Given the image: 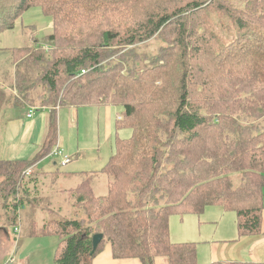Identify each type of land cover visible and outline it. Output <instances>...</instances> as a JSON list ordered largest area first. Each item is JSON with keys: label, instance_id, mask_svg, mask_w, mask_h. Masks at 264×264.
I'll return each instance as SVG.
<instances>
[{"label": "trees", "instance_id": "1", "mask_svg": "<svg viewBox=\"0 0 264 264\" xmlns=\"http://www.w3.org/2000/svg\"><path fill=\"white\" fill-rule=\"evenodd\" d=\"M38 6L53 32L37 37L25 26L29 44L0 47V111L50 108L36 155L0 158L6 222L18 228L40 201L33 167L59 142L58 109L114 105L124 108L116 128L131 134L71 190L83 216L46 219L26 232L58 237L54 264H93L107 244L117 259L200 264L197 242L172 241L170 219L214 205L236 212L240 237L261 235L264 0H0V32ZM154 40L158 47L145 49ZM101 173L108 190L98 196ZM96 234L104 238L94 249Z\"/></svg>", "mask_w": 264, "mask_h": 264}, {"label": "rangeland", "instance_id": "2", "mask_svg": "<svg viewBox=\"0 0 264 264\" xmlns=\"http://www.w3.org/2000/svg\"><path fill=\"white\" fill-rule=\"evenodd\" d=\"M52 24L53 19L46 16L40 7L29 9L24 17L19 20L15 30L11 29L0 32V47H23L31 42L30 37L32 35L28 31L25 32V30L22 32L23 27H31L33 25L37 26V32L34 34L37 37H43L53 32ZM159 44V40L150 41V43L145 46V49L148 48L147 50L153 52ZM13 92L16 93L14 89ZM56 107H60V104H57ZM20 109L25 110L28 108L21 106ZM123 110L124 108L121 106L114 105L85 106L84 108L79 109V116L78 118L74 119V123L71 122L70 125H64L62 134L63 138L65 139V155H73L74 152H72V150H74V147H76L78 141H80L82 144L81 146L83 154L80 153L79 161L78 157L74 154L75 158L71 162L72 164L68 165V163L64 166L62 165L64 156L62 158L61 156L56 157L53 155L47 157L48 159H46L44 163L41 164L39 170H49L52 171V173L59 171L58 173L60 176L46 174L47 172L43 173L41 185L38 189L39 194L37 195L38 200L40 201H38V204L34 205L31 210L29 208L24 210L31 216L30 218H27L23 212L24 221L19 222L18 228H16V226L9 225V223L6 222L5 218L7 214L4 212V209L0 207V264H5L6 259L13 254H16L17 257L16 264H54V252L59 242L58 237L55 235L29 237L26 236V232H28L32 226L40 228L46 219L83 216L84 209H80L79 204L75 203L76 196L74 194L72 195L71 192V187L77 188L81 183V176H78V178L74 177L73 180L68 181L69 179L65 177L64 173L70 169L83 170L84 172L87 171L88 173L96 172V170H99L101 167H103L107 160L116 152L114 150L117 138H129V135L131 134V129L129 128L121 130L116 128L115 119L117 118V114L120 115ZM0 112V135H3L5 127L4 125L11 117L10 107H3ZM71 126H73V128ZM75 130L79 131V140L70 137V135L73 134ZM98 149L100 152L102 151L103 156H106L101 160H98ZM234 179L236 184H238L240 175L234 174ZM108 181L109 180L105 174L101 173L95 175L93 193L98 196L106 194L108 190ZM188 215L196 214L188 213L184 217L186 218ZM202 215L204 216L201 217V219H215L220 223L221 227L219 228L220 234L218 235V240H223L221 244L224 242V238L232 239L233 237L237 236L236 234L230 236V233L226 232V235L228 236L226 237L225 233L222 231L223 229L230 230L235 228L236 232L238 233L237 237L241 238L240 232H238V218L235 211H226L222 206L214 205L207 207ZM177 217L179 218L178 220H181L180 216L178 215L171 217V230L172 234L174 235L173 240L176 239L175 233L181 226L179 222L176 223L177 221L174 220V218ZM193 217L197 218V216ZM235 219V227H233V221ZM189 225L191 226V223ZM209 235L210 233H204L203 238L208 237ZM250 236H259V234ZM250 236H246V238L242 237L240 240L238 238L232 239V241H228V245H230L231 249L233 248L235 251H237V253H240L243 251L244 247H246L245 244H247L250 239L253 240L257 238ZM201 247L200 254L202 253L203 249L204 256L200 255L201 257H199V262H203L204 260L209 261L208 258L210 253L208 252V248L204 246ZM243 253L245 254L246 252Z\"/></svg>", "mask_w": 264, "mask_h": 264}, {"label": "crops", "instance_id": "3", "mask_svg": "<svg viewBox=\"0 0 264 264\" xmlns=\"http://www.w3.org/2000/svg\"><path fill=\"white\" fill-rule=\"evenodd\" d=\"M39 7V6H38ZM33 7V8H38ZM30 8V9H33ZM29 10V9H28ZM28 10L24 13V15L28 12ZM24 17V16H23ZM49 18L53 19L52 17L48 16ZM22 18V17H21ZM19 18L16 23L13 30L16 29V25H18ZM23 26V24H22ZM34 26V25H33ZM54 25L52 24V27ZM35 32H37V26H34ZM22 28V32L23 29ZM53 29V28H52ZM30 107L28 109H20V108H13L10 109L11 117L6 121L5 127H4V134L0 135V158H3L5 160L15 161L19 159H25L29 160L33 158L36 153L42 148L43 143L45 142V138L48 132V121L50 117V110L44 109L42 111H37L33 116L29 117L28 113ZM79 109L77 107H61L59 108V131H58V144L61 148L64 150V138H63V127L64 125H70L71 122L74 123V119L78 118L79 116ZM25 111V112H24ZM119 115L117 114V117ZM116 121V119H115ZM73 128V126H71ZM70 137L75 138L76 140H79V131L75 130L73 134L70 135ZM81 142L78 141L76 144V147H74V150H72V161L74 160L75 156L78 157L80 153L82 152V146ZM2 151V152H1ZM99 151V149H98ZM115 151V150H114ZM70 152V153H72ZM49 157V156H48ZM106 156H103L102 151H99L98 160L103 159ZM48 159L47 157L44 158L41 162L37 163L33 169L37 170L39 175L41 177L43 176L44 172H47L46 174L50 175H59V173H52V171L49 170H43L40 171L39 167L41 166L44 161ZM71 161V162H72ZM77 161V162H78ZM69 163L68 165L72 164ZM83 169V168H82ZM89 170V169H88ZM100 170V169H99ZM99 170H96L99 171ZM56 172V171H55ZM78 172V173H77ZM87 171L84 172L83 170H72L66 171L65 177H67L70 180H73L74 177L80 178V181L83 179L82 176L87 175ZM60 178V177H59ZM58 178V179H59ZM57 181V180H55ZM75 186V185H74ZM75 188V187H73ZM71 187V190L73 189ZM197 216V218L193 217ZM204 215H188L186 218H180L181 220H178L179 218H174L176 223H180L179 229L176 231V239L173 240L174 235L172 234L171 230V224H172V218L170 223V235L173 242H197V248H198V262L200 255L204 256V250L202 249L201 252V246L207 247L209 254V261L204 260L203 262H200V264H208L211 262H219L223 261L226 264H236L235 262H241L243 264H264V209L262 212V233L259 236H250V237H257L255 239H250V243L248 242L245 244L246 247H244L243 251L240 253H237L233 248L231 249L230 245H228V241H232V239L238 238V233L236 232L235 228H232L230 230L223 229V233L226 232L230 233V236L233 234H236V237L230 238H224V242L221 244L223 240H218L219 228L221 227L220 223L217 222L215 219H208L204 220L201 219ZM176 217V216H175ZM236 219L233 221V227H235ZM191 223V226L189 225ZM189 225V226H188ZM204 233H210L208 237H204ZM246 236H244L246 238ZM226 237H228L226 235ZM242 238V237H241ZM241 238H238L239 240ZM203 247V248H204ZM243 252H246L245 254ZM93 264H141L140 260L138 258H115L113 256V252L111 251V246L109 244L105 245L104 249L101 253H99L94 261ZM156 264H170L168 263V259L165 256H161V258H158L156 261Z\"/></svg>", "mask_w": 264, "mask_h": 264}, {"label": "built area", "instance_id": "4", "mask_svg": "<svg viewBox=\"0 0 264 264\" xmlns=\"http://www.w3.org/2000/svg\"><path fill=\"white\" fill-rule=\"evenodd\" d=\"M58 108H59V107H58ZM44 109H48V110H50V108L47 107V106H42V107H35V106H32V107H30V109H29L30 112L28 113V116L31 117V116H33L37 111H42V110H44ZM52 155H53V156H56V157L61 156V158L64 156V159H63V161H62V165H63V166L66 165V164H68V163H70V162L72 161V156H70V155H65L63 148H61L59 144H57V146H56V147L54 148V150L52 151ZM52 155H51V156H52ZM31 169H32V168H31ZM31 169H30L27 173H30ZM16 263H17V258H16L15 255H11L10 257H8V258L6 259V262H5V264H16Z\"/></svg>", "mask_w": 264, "mask_h": 264}, {"label": "water", "instance_id": "5", "mask_svg": "<svg viewBox=\"0 0 264 264\" xmlns=\"http://www.w3.org/2000/svg\"><path fill=\"white\" fill-rule=\"evenodd\" d=\"M93 247L94 249L100 244V242L103 240V236L101 234H96L93 236Z\"/></svg>", "mask_w": 264, "mask_h": 264}]
</instances>
